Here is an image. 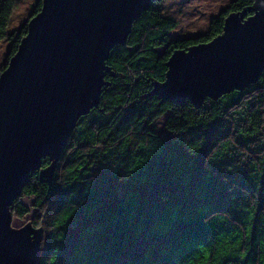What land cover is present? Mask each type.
<instances>
[{
	"label": "trees",
	"instance_id": "16d2710c",
	"mask_svg": "<svg viewBox=\"0 0 264 264\" xmlns=\"http://www.w3.org/2000/svg\"><path fill=\"white\" fill-rule=\"evenodd\" d=\"M162 1V0H160ZM158 0L136 18L105 61L99 102L81 116L50 176L47 153L11 206L42 230L37 264H264V71L256 83L195 109L150 95L176 50L207 43L229 13L251 15L253 0H231L192 37ZM16 0H0V74L41 9L8 32ZM166 115V132L151 128Z\"/></svg>",
	"mask_w": 264,
	"mask_h": 264
},
{
	"label": "water",
	"instance_id": "95a60500",
	"mask_svg": "<svg viewBox=\"0 0 264 264\" xmlns=\"http://www.w3.org/2000/svg\"><path fill=\"white\" fill-rule=\"evenodd\" d=\"M39 1V0H37ZM0 74V264H37L42 230L13 228L11 206L47 153L52 175L77 120L98 105L105 61L155 0H40ZM160 1V0H158ZM229 13L207 43L176 50L150 95L195 109L256 83L264 71V0Z\"/></svg>",
	"mask_w": 264,
	"mask_h": 264
},
{
	"label": "rangeland",
	"instance_id": "374dc122",
	"mask_svg": "<svg viewBox=\"0 0 264 264\" xmlns=\"http://www.w3.org/2000/svg\"><path fill=\"white\" fill-rule=\"evenodd\" d=\"M35 2L36 0H16L7 28L9 33L17 30L28 19ZM230 2L231 0H162L159 2V8L162 16L177 22L176 28L169 34V38L173 40L205 33L210 20L226 8ZM7 50L8 42L4 39L0 41V63L5 60ZM165 117L166 115L160 116L151 125V128L159 136L166 132ZM22 203L30 208V212L20 219L14 216L11 225L13 228H19L29 222L35 213L32 208V198H24Z\"/></svg>",
	"mask_w": 264,
	"mask_h": 264
}]
</instances>
